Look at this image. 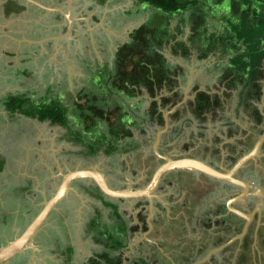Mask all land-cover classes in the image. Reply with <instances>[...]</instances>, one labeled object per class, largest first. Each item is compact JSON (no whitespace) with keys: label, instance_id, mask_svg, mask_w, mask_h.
I'll use <instances>...</instances> for the list:
<instances>
[{"label":"flooded vegetation","instance_id":"1","mask_svg":"<svg viewBox=\"0 0 264 264\" xmlns=\"http://www.w3.org/2000/svg\"><path fill=\"white\" fill-rule=\"evenodd\" d=\"M79 1L87 16L95 15L100 43L101 38L110 43L111 39L106 29H110L125 16L122 15V6L115 5L118 0ZM139 2L147 12L153 8L150 4ZM8 3L5 12L8 7L15 6L11 1ZM216 3L221 6L220 1ZM206 5L208 10L210 8V15L216 11L209 1H206ZM33 8L28 7L25 10L38 9L37 6ZM40 11L46 12L44 8ZM153 12L146 20L136 23L132 20L135 16L132 11L125 16L131 26L125 43L131 41V34L135 29L153 18ZM173 15L170 24L171 34L175 36L170 39L163 51L167 58L165 69L159 70L162 74L167 73L169 77L157 79L154 91L148 82L142 83L141 86L127 82L128 87L122 90L117 86L115 88V93L125 100V111L128 112L126 114L128 119L125 121L129 131L126 136L114 139L110 143L116 146V150L122 148L129 151L137 150L136 155L128 158L131 163L128 169L132 170L129 172L130 175L124 177L126 187H145L157 169L153 171L150 162L157 161L161 165L166 161L164 156L173 159L190 156L221 170L232 169L241 157L254 149L264 134V64L261 66L262 73L256 81L248 83L245 75L250 69H245V64L238 57L244 55L242 53L244 45L240 43L237 45L236 41L228 38L229 32L225 29L224 20L220 21L221 23L215 21L216 25L213 27L208 15L201 37H195L190 21L191 12L179 11ZM176 16L179 17V21L173 24ZM209 27L212 28V32L209 31ZM186 28L189 29V33ZM46 33L43 32V35ZM160 38L158 36V39ZM214 41H217L215 46L212 44ZM179 42H185L189 52L179 47ZM120 46L114 52L112 61H106V66L110 69L115 67V58ZM174 47H178V50L174 51ZM226 56L227 60H222ZM236 56L237 60L234 59ZM84 61L86 67L91 64ZM92 68H95L94 64ZM102 68L103 66L97 63L95 74H101ZM155 69L154 67L152 70L156 71ZM97 77L100 78L99 75ZM92 78L93 75L82 77L77 88L63 86L61 96L58 97L63 101H69L70 96L74 95L73 101L77 100L86 105L87 97L81 93L89 90L88 85ZM56 88L58 91L59 88ZM56 88H52L51 92L56 91ZM135 88L136 92H132ZM49 89L50 87L46 88ZM77 89L79 90L76 91ZM46 90L38 93L37 97L39 95L44 97ZM54 97L56 98L53 95L48 100L52 101ZM35 99L41 101L39 98ZM187 123L190 125V131L182 130L176 133L179 128H185ZM100 124L99 133L95 134L102 141L100 132L104 131L106 124L104 122ZM183 131L186 132L184 133L186 139L181 144ZM110 143L104 139L100 149H106ZM139 151L142 154H137ZM198 151L203 153V157L197 155ZM58 152L56 149V154ZM61 154L62 151L58 154L59 161L64 168L67 162ZM1 158L3 157L0 154ZM138 162L141 163V167L137 169L133 165ZM63 168L55 166L54 170L69 172ZM235 176L248 181L250 186L245 199L235 202L233 206L252 212L260 204L261 212L258 210L255 212L243 237L236 238L216 251L214 249L239 235L247 223L244 217L231 210L227 204L229 198L243 191L242 185L220 180L202 172L173 169L163 175L153 196L119 198L104 194L91 179L74 180L72 186L76 183L80 186L76 191L71 189L70 193L83 191L92 197L93 201L99 200L103 206L113 208L109 214L110 220H107L109 223L105 220L106 223L99 222L96 217L90 220L91 226L94 229L98 228L95 229L94 237L100 244H98L100 249L82 264H246L244 260H248L249 264H264V141L259 153L246 161ZM203 181L223 184L224 191H227L228 187L238 188V191L227 198L219 199V204L217 203L219 200L213 204V197H206L208 203L205 206H198L196 185ZM109 184L113 186L110 182ZM176 185H183L185 188L179 190L175 188ZM215 191L217 195L222 192L220 189ZM209 196H212V191ZM128 199L136 200L137 203L130 201V204H126ZM125 210L126 212L122 213ZM239 228L241 230L231 236L230 231ZM247 243L250 244L249 248ZM102 245L104 249L101 248ZM67 251L69 258L73 253L69 254Z\"/></svg>","mask_w":264,"mask_h":264},{"label":"rangeland","instance_id":"2","mask_svg":"<svg viewBox=\"0 0 264 264\" xmlns=\"http://www.w3.org/2000/svg\"><path fill=\"white\" fill-rule=\"evenodd\" d=\"M117 2L118 3L115 5L122 6L123 8L122 15L124 14L127 16V14H131V11L135 14L132 19L135 23L146 20L153 11V8H151L147 12L145 7L140 4L138 0H118ZM216 2V0H209V4H212L213 8L217 11L221 6ZM224 4L223 7H229V16L234 15L235 13L232 11V1L226 0ZM206 6V4H203L204 10L210 12V8L208 10ZM222 13L224 14L225 10H222L221 14L215 12L209 16L211 26L214 27L216 25L215 21L221 23L220 21H222L224 17ZM35 15L36 11L34 10L27 12L22 21L19 18L12 20L13 17L9 15L4 18L0 16V77H2L0 81V96L6 97V95L9 96V93L12 92L16 94L17 92H24L32 96V92L34 91V97L32 98L37 100L35 99L36 97L42 101L51 99L53 95L58 97L63 86L66 87L68 84L71 85L70 88H73V86L77 88V86H79L78 84L81 79L70 77L69 80L59 81L60 90L58 89L57 91L56 88V91L51 92L52 87L46 90L49 84L47 86L45 84L51 79L45 80V73L50 72V68H54L57 72L56 75L62 78L63 74L60 72L59 68L65 67L67 60L64 55V57H57V61H53L51 58L52 54L48 53L40 57L42 54L41 48L37 49V51L40 49L39 53H35V49L38 46L35 47V44H31L28 40L35 36L39 38L45 36L43 33L36 35L34 31L35 22L32 18H34ZM128 17L131 18V15ZM178 21L179 17L176 16L172 23L176 24ZM50 22L54 23L55 21L51 20ZM159 22L160 19H156L149 23L152 25L155 23L154 25H156ZM42 27H46V22H44ZM209 28V31L212 32V28ZM186 30L189 33V29L186 28ZM59 31L61 30L59 29ZM17 41H19L20 44H18ZM102 41H104V39L101 38V42ZM63 44L65 45L66 42H63ZM32 45L35 51L33 53L34 57L31 60L29 56L32 53L29 51ZM76 45L77 43L73 44V49ZM102 46L103 47L97 46V50L93 49V47H87V49H84L82 52L79 50L78 53H74L73 50L72 55L75 56L74 60L76 59V61L86 60L94 64L95 68H97V63H100L101 66L104 67L106 66L107 60L112 61L114 58V51L111 47H107V44H105V48L104 44ZM47 51L55 54L53 46H50ZM35 56H37V58H35ZM222 60H227V56L224 59L222 58ZM70 62L71 60H69V63ZM54 64L58 67L53 66ZM18 68L32 70L29 82L24 81V77L16 75V70H18ZM75 70L79 74L80 67L76 66ZM94 70L95 69H91L90 67H86V69L82 67L81 74L86 77L101 75H96L95 72H97V70H95V72ZM38 75L40 76L37 77ZM3 77L5 78L4 80ZM90 82L92 85L97 86L96 89L99 91L98 94L100 96L108 87L106 79H102L100 87H98V77L90 79ZM42 90H46L43 95L44 97H41V95L37 97L38 93H43ZM73 98L74 95H71L69 100L72 101ZM54 99L55 101L59 100V98L55 97ZM67 101L68 100L63 101V103ZM36 102L38 103V101ZM115 110L116 109L110 110L111 120L117 117V114H114ZM5 112L4 115H0V154L7 160L5 170L3 172L0 171V247L20 234L38 213L44 202L53 195L60 182L62 173L61 171L57 172L54 170L52 158H56L59 161L58 158L60 157L58 154L60 151H62L61 157L67 162V165L63 168V165L59 161L63 170L70 171L77 167H96L104 171L105 176L113 186L118 188L126 187L124 177L130 175L129 172L132 170V168L130 170L128 169V165L131 164L128 158L129 156L136 155L137 150L129 151L122 148L107 153L104 149H100L98 153L90 154L87 145L69 139L68 129L65 126L53 124L50 120L40 121L38 118H26L21 113L14 116L10 111ZM182 130L190 131V125L187 123L185 128H179L176 133ZM184 133L186 132H182L181 144H183L186 139ZM95 136L96 137L87 134L85 137L97 141L98 137L96 134ZM179 140L178 138V141ZM56 149L57 152L59 151L58 154H56ZM137 154H142V152L139 151ZM43 155H46V159L43 158ZM197 155L203 157V153L200 151H198ZM140 162L133 165V167L137 169L140 168ZM150 166L154 171L159 166V162L151 161ZM21 169L22 173L19 174L21 175V177H19L18 173ZM134 174L136 175V171H134ZM29 177L35 179V186L31 191L24 192L21 185L22 183H27L26 179ZM78 186H80L79 183L73 185L76 189H78ZM223 186V184H217L216 182L209 183L208 181H203L201 184L197 183L196 188L198 192L196 195L198 199L196 204L198 206H205L208 203L206 197H213L212 202L216 204L219 199L227 198L238 191V188L235 187H228L227 191H224L225 189L223 190ZM175 188L182 190L185 186L176 185ZM215 189H220L222 191L221 194L217 195ZM211 191L212 196H209ZM130 201L132 203H137L136 200L128 199L126 204H130ZM217 203L219 204L220 200ZM104 207L101 201H93L92 197L83 193V191H79V195L69 193L58 208L52 212L46 226L40 230L39 234L33 240L32 246L34 248L31 247L25 250L16 256L10 263L7 262L3 264H82L85 260H88L90 255L100 249V244L97 243L94 237L96 234L95 229L97 230L98 228L94 229L90 224V220L95 217L99 222H104V220L107 222V220H110L109 214L110 211L112 213L113 208L111 206ZM123 212H126V210L122 211V213ZM107 223H109V221ZM72 246L74 248L72 252L73 255L68 258L66 251L67 248ZM101 248L104 249V246L102 245Z\"/></svg>","mask_w":264,"mask_h":264},{"label":"trees","instance_id":"3","mask_svg":"<svg viewBox=\"0 0 264 264\" xmlns=\"http://www.w3.org/2000/svg\"><path fill=\"white\" fill-rule=\"evenodd\" d=\"M139 1L153 7V18L150 21L155 20L157 17L160 22L152 25L149 21L135 29L131 34V41L120 46L115 58V67L110 69L105 66L100 69L101 75L100 78L98 77V86L100 87L102 79H106L108 82V87L101 96L98 94L99 91L95 89L97 86L92 85L90 82V86L88 85L89 90L81 93L84 97H87L86 105L77 100H69L63 103V100L59 97H56L59 98L57 101L55 99L52 101L42 100L38 102V105L37 100L27 94H12L6 99L7 108L14 113L19 112L27 117L38 118L41 121L49 119L53 124L67 127L69 139L87 145L90 154L98 153L100 147L103 146L104 139L110 143L114 139L118 140L126 136L129 131L125 121L126 118L128 119L126 115L128 112L125 111L123 97L115 93L116 86L122 90L124 87H128L127 82L135 86H141L142 83L148 82L149 87L154 91V85L158 83V80L169 77L167 73L162 74L159 70L165 69L167 58L163 51L170 39L175 36L171 34L172 27L170 24L173 14L179 11H190V21L195 31V37H201L206 18L211 13L204 10L203 7V4H206V1L209 0ZM216 1H220L221 8L214 12L221 14V11L225 10L222 15L224 16L225 29L229 32L228 38L233 39V42L236 41L237 45L239 43L244 45V51L242 52L244 55L237 56L242 59L245 69H250L249 73L247 72L245 75V79L252 84L261 75V66L264 64V0H230L233 6L232 11L235 13L231 16H229V7H223L226 0ZM20 9L21 6L16 5L8 7L6 10L11 12ZM183 20L185 21V19ZM158 36L161 38L158 39ZM216 42L212 43L213 46L216 45ZM178 45L189 52L185 42H179ZM177 50L178 47H174V51ZM237 56L234 59L237 60ZM154 67L156 71L152 70ZM132 92H136V88ZM113 108H116L114 111V114H117V117L114 118L116 121L110 118V110ZM100 122L106 124L103 128L104 131L100 132V136L103 138L102 141H100V138L96 141L85 137L87 134L96 137L95 133H99L98 125ZM110 144L104 149L107 153L115 150L116 146ZM93 222L95 223V220ZM240 230L241 228L235 231L231 230V236ZM118 246L121 247V244ZM249 246L250 244L247 243V248ZM73 250L74 248L70 247L69 254ZM244 263L249 264V261L244 260Z\"/></svg>","mask_w":264,"mask_h":264},{"label":"crops","instance_id":"4","mask_svg":"<svg viewBox=\"0 0 264 264\" xmlns=\"http://www.w3.org/2000/svg\"><path fill=\"white\" fill-rule=\"evenodd\" d=\"M9 1L13 2L15 4V6L19 5V6H21V8H24V9L23 10L20 9L21 11L19 13H18V10H14L15 12H10V13L7 12V10H6V12H5V6L7 4H9L8 3ZM37 1H39L41 3V5H39L37 2L31 1V0H0V10H1L0 16L4 18L7 15H9V16L13 17L12 20L19 18L22 21V19L25 18V15L27 14V12L31 11L30 9H32L35 6L38 7V9L36 8V10H35L36 15L34 16V18H32V20L36 23L35 33H36V35H38L39 33H43V31L44 32L47 31L48 34L47 33H46L47 35L44 34L45 36L42 38L35 36L33 38H30V40H28V41L31 44H35V47L38 46L35 49L36 50L35 53H39L40 49L38 51H37V49L41 48L42 54L40 55V57H43V56H45V53H48V54H52L51 58L53 61H57V57H59V56L64 57V55H65V59L67 60L66 66L63 68H59L60 72L63 74L62 78H59L56 75L57 72L54 70V68H52V69L50 68V72L45 73L46 74L45 80H47L49 78L51 79L49 82H46V84H45L46 86L49 84L48 86L50 88L51 87L52 88H56V87L59 88V84H60L59 81H65L66 79L69 80L70 77H72V78L76 77V78H80V79L82 77L86 78L85 75L81 74V68L83 67L86 69V64H85L86 62L85 61H79V60L76 61V59L74 60L75 56L72 55L73 50H74V53H78L79 50L82 52L84 49H87V47L88 48L93 47V49L97 50V46L103 47L102 45L104 44V48H105V44H107L108 45L107 47H111L113 49V51L115 52L120 45H123L126 42V35L129 31V29L131 28V26L128 24L129 21L127 20V18L125 16H123L124 19H120V20H118V22L116 24L112 25V27L110 29H108V28L106 29L108 31L107 35L110 37L111 42L107 43L104 40V43L103 42L100 43L99 38L97 36V30H96L97 25H96L95 18H94L95 15L93 16V15L88 14L89 16H87L86 11L83 10L82 4H80L79 0H37ZM42 4L53 5V6H55V8L52 10H48ZM28 7H30V9L25 10ZM42 8H44L46 10V12H41L40 9H42ZM41 13H44V14L41 15ZM67 14H69V15H67ZM48 20H52L55 22L51 23ZM44 22H46L45 28L42 27L44 25ZM38 25H39V27H37ZM59 29L61 31H59ZM39 30H42V31H39ZM52 30H53V32H52ZM63 42H66V44L64 45ZM17 43L20 44L19 41H17ZM42 43H43V45H42ZM74 43H77V45L73 49ZM50 46H53V48L55 49V51H54L55 54L47 51ZM35 50H34V46L32 45V48L29 51L30 53H32L29 56L31 60L34 57L33 53ZM15 51L19 52L18 50H15ZM71 56H73V57H71ZM70 57H71V59H70ZM35 58H37V56H35ZM69 60H71L70 63H69ZM62 62H63V60H62ZM88 62H90V61H88ZM53 66L58 67L55 64ZM76 66L80 67L79 74L75 70ZM88 67H90L92 69V64H89ZM29 68H30V65H29ZM93 69L96 70V68H93ZM29 71L30 70H28V69L18 68V70H16V75L24 77V81L29 82L32 70L30 72ZM39 76L40 75H38L37 77H39ZM4 79L5 78L3 77V80ZM1 80H2V77H0V81ZM45 80H43V81H45ZM56 83H58V84H56ZM68 85H70V84H68ZM73 88H75V86H73ZM78 90L79 89H77L76 91H78ZM12 94L13 95L14 94L15 95L27 94L28 96L32 97L34 94V91L32 92V96L29 95L28 93H24V92L23 93L17 92V94L12 92V93H9V96ZM9 96H7V95H6V97L0 96V115H4V113H6L5 111H10L6 105V99ZM59 96H61L60 93H59ZM11 114H14V116H17V115H19V112H16V113L11 112ZM25 117L26 118H32V117H27V116H25ZM43 156H44L43 158L46 159V157H45L46 155H43ZM6 162H7V160L4 157L0 159V171L1 172H3L5 170ZM52 163H53L54 167L57 166V167L62 168L61 165L59 164V161L56 158H52ZM21 173H22V169L18 173L19 177H21V175H19ZM26 180H27V183H22V185H21V188L23 189L24 192L31 191L32 188L34 189V186H35V179L34 178L32 179V177H29ZM74 190L76 191V188H74ZM69 193H70V191H69ZM69 193H68V195H69ZM78 193L79 192H75V194L79 195ZM50 198H48L47 200H49ZM64 199H63V201H64ZM45 202H44V204H45ZM42 207H41V209H42ZM39 211H38V213H39ZM51 214L49 215V218H50ZM49 218H48L47 222L49 221Z\"/></svg>","mask_w":264,"mask_h":264},{"label":"water","instance_id":"5","mask_svg":"<svg viewBox=\"0 0 264 264\" xmlns=\"http://www.w3.org/2000/svg\"><path fill=\"white\" fill-rule=\"evenodd\" d=\"M31 1H35L39 5H41V3L37 0H31ZM42 5L46 7L48 10H52L55 8V6L53 5H44V4ZM263 141H264V134L262 135L256 146L250 153L245 154L243 157H241L236 162V164L233 166L232 169H226V170L218 169L199 158L185 156L182 158L173 159L169 156H164L166 158V161L157 167L152 179L145 187L142 188H132L131 186L125 188L113 187L109 184L107 177L104 175V173L101 170L97 169L96 167H80L77 169H73L69 172L62 171L61 180L57 185V188L53 196L45 202L39 213L31 220V222H29L26 228L17 237L9 241L4 246L0 247V264L10 261L15 256L33 247L32 242L35 239V237L39 234L40 230L46 226V222L49 218V215L53 212V210L58 208L59 204L68 195L69 191L71 189H74V187L72 186V182L74 180L91 179L96 183L99 189L102 192H104V194L111 197H119V198L151 197L153 196L154 191L157 189L163 175H165L167 172L173 169H187V170L202 172L211 177L220 180H225L236 185H242L244 187L242 192L229 198L227 204L231 210L236 212L238 215L244 217L247 220V223L245 225V228L239 235L233 237L225 244L214 249V251L219 250L224 246H226L227 244H230L236 238L243 237L248 229V224L252 220L255 212L257 210L261 212L260 204H258V207L252 212H246L237 209L233 206V204L239 200L245 199V196L249 193V186H250V183L248 181L237 178L235 176V173L238 171L239 168H241L246 163V161H248L250 158L254 157L259 153ZM158 143L159 140L157 144ZM159 155L161 154L159 153Z\"/></svg>","mask_w":264,"mask_h":264}]
</instances>
